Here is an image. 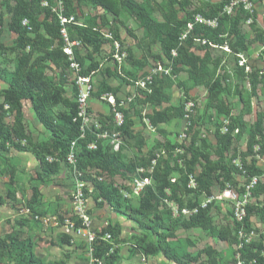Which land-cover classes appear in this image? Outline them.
Segmentation results:
<instances>
[{
  "label": "trees",
  "instance_id": "trees-1",
  "mask_svg": "<svg viewBox=\"0 0 264 264\" xmlns=\"http://www.w3.org/2000/svg\"><path fill=\"white\" fill-rule=\"evenodd\" d=\"M41 1L4 0L2 2L9 16L7 29L15 36L13 46L9 48V51L17 54V63L9 78H7L5 71L0 70V81H5L8 85V88L2 92V104H0V112H3L0 116V151L7 152L9 149H13L17 152H24L27 146L32 147L33 154L39 162L42 174L45 177H51L57 175L62 169L67 172L68 168L65 163L67 154L70 151L71 144L78 141V169L83 172L84 179L92 181L95 189L94 201L97 203L98 199H102L103 202L97 203L99 206L104 207L107 204L114 214L125 216L122 209L126 206V203H124L126 200L120 195V191L114 188L112 182L105 181L99 183L93 181L90 178V174L103 175L105 178L108 176L113 181L117 175H121L123 178L130 180L136 176L138 168L149 166L151 159L149 160L147 156H150V152L153 150L146 156H140V154L135 156L126 164L122 157L123 146L119 152L115 153L109 145L100 143L97 150L90 151L87 146L93 141L91 133H87L86 139L79 140L81 132L76 102V86L74 85L72 89L74 98L69 99L66 97L67 92L65 88L67 87V80L64 79V76L60 74L59 84L54 85V81L47 78L44 73L46 64L52 65L60 73H66L70 63L62 51L63 43L60 39L59 22L48 9L41 8ZM87 1L92 7L100 8L108 15H111L113 21H116L122 12L130 18H134L145 31L146 38L139 44L143 55L142 59L145 61L148 57L154 58L151 48L158 44L161 56L152 61L151 64L158 61V63L165 66L170 62L172 74L174 75L180 73L182 71L180 67H183L192 85L203 87L207 92V104L202 115H199L197 105L194 103L195 107L193 109L194 113L191 116L192 128L189 133V140L184 143H171L168 140L159 143L160 150H165L169 157L161 159L158 162L152 176L153 186L147 188L142 194L139 199V207L132 210L133 216L130 215V219L144 225L143 221L147 220L151 215L157 220L160 219V214L163 213L172 217L171 211H169L164 200L168 197V200L173 201L171 196L177 199V192L187 195L199 193L206 195V197H211V189L215 181L217 182L219 178H222L228 182L233 180L235 174L239 173L236 166L230 162L225 163L224 160L225 155L234 146V142L246 131L248 133V143L246 153L243 155L242 164L247 169L249 180L254 177H260L262 175L260 169L254 164L247 165L244 158L254 156L257 159V156H264V113L258 111L256 113V121L250 127H247L244 118L252 112L251 99L256 96L257 87L261 80L264 79V75L253 73L246 76L244 68L237 67V63L235 67L237 71H234L235 75H232L226 67H219L220 62L211 64L208 45L204 47L205 54L203 57L197 56L192 52L194 45L193 35L217 46H222L231 39L234 40V43L230 45L234 55L246 52L248 46L242 30L247 19L246 14L238 12L233 16L221 15L222 9L229 0H219L220 2L211 6L210 9L206 7V9L194 10L191 14H186L188 6H190L189 0H162V3H157L155 0ZM66 7V15L75 16V11L71 8V0L67 1ZM178 12H184L186 17L178 19ZM158 14L161 15L162 19L157 18ZM194 14H200L207 19L218 18V28L210 29L203 26H195L192 36L188 37L181 44L179 38L186 30L187 24L192 20ZM23 20H28L29 27L31 28L30 31L28 28L22 26ZM4 22L5 18L0 14V39L3 36ZM251 27L253 28V33L257 35L259 42L264 45V32H260L261 30L257 29L256 23ZM68 36L70 41H77L82 46L87 45L91 40H95L91 42L93 46L95 44L94 51H97L96 48L101 44L103 37L99 32H93L82 26H69ZM113 36L115 40L119 41V37L115 32ZM130 36L135 38L132 33H130ZM173 50L177 51L176 58L172 57L171 53ZM0 51H6L5 46L1 43ZM262 54L264 55V49ZM74 55L76 61L82 66L83 59L80 57L77 47L74 48ZM129 58L130 53L128 52V58L125 61L129 60ZM115 62L118 66L122 64H119L117 61ZM218 69L222 70V73L219 75L217 74ZM93 72L91 68L87 70L83 69L81 75L90 76L92 79ZM231 80L235 81V93L243 105V112L238 117H230V108L226 106L223 100L224 96L231 92L230 86H228L229 83H232ZM247 81H249L251 91L250 94L245 95L242 88L238 87V85ZM135 82L131 83L134 85ZM166 84H173L170 77L163 75L156 77L152 85V94H143L138 98H143V101L146 103L160 105L162 100L165 99H162V86ZM111 91L108 90V92ZM192 100L185 92L182 95V104L178 108H167L164 112H154L152 116H149L150 124L156 127L163 123H169L173 119H183L184 104ZM25 101L30 102L33 114L39 124L51 135L49 144L35 145L32 143L23 123V103ZM57 108L63 110L58 113L53 112ZM212 110H214V114H212ZM4 113L13 116L12 124L8 125L5 123ZM221 117L225 118H223L224 121L218 122L216 129L213 126L214 132L209 134V125H211L210 127L213 125L212 120L217 122L222 119ZM112 119V115H110L108 121H99L103 126L111 127ZM225 123L228 124L227 133L222 134L221 130ZM131 125V121L125 117V123L121 129L125 143L129 139L135 138L130 131ZM209 137H214V145L209 141ZM143 145L144 141L142 138L136 139L135 147L138 153L141 152ZM178 148L185 150L184 156L179 157L184 160V168H178L177 161L179 159L173 158L172 153ZM256 148H258V151H256ZM213 153L217 157L216 161L212 160ZM188 156L190 157L189 160H187ZM47 157L54 158L58 162L50 164L46 160ZM201 162L203 163L201 172L196 175L195 170ZM177 168L185 172L184 184L182 189H178V191L175 185H180L181 183L177 180L175 183H172L173 179L171 178L172 172ZM4 173L5 171H3L0 165V176L4 175ZM189 176H193L195 179V189H188L187 187ZM263 189V184L259 183L253 194L259 195L263 192ZM177 201L179 202L178 206L182 209L183 206L180 200ZM4 204L5 199L0 196V206ZM29 204L25 205L24 208H28L34 215L42 217V214L34 210L32 202H29ZM194 208L198 212L182 222L183 229H201L211 232L222 242L229 240L227 233L222 231L216 232L213 227L209 216L211 205L208 204L205 208H202L198 203L189 204V209ZM245 211L246 216L242 224L236 223L237 232L241 229L250 231V218L256 210L254 207L249 206L246 207ZM21 219L24 223L32 221L34 224L41 226L39 222L33 219L29 220L23 217ZM61 222L63 221L61 220ZM76 224L79 225L78 222ZM144 227L150 228V226H147V223ZM105 233H110L113 242L118 245L123 228L120 224H110L108 228L102 229L98 235L101 236ZM63 237L67 245L73 244L72 237L64 234ZM89 248L90 250L92 249L91 258L94 261L93 264H98L95 261L102 262V264L120 263L119 249L107 257L111 249L109 243L98 240L89 245ZM133 249L134 252H139L137 245ZM162 253L165 259L174 264H205L198 257L185 256L186 258H181L171 252L169 248H164ZM240 255L249 264H264V247L261 243L246 244L242 242ZM3 258H6L9 262L14 260L17 264H44L34 254L32 243L30 241L20 242L16 236H9L5 239L0 238V262Z\"/></svg>",
  "mask_w": 264,
  "mask_h": 264
},
{
  "label": "rangeland",
  "instance_id": "rangeland-1",
  "mask_svg": "<svg viewBox=\"0 0 264 264\" xmlns=\"http://www.w3.org/2000/svg\"><path fill=\"white\" fill-rule=\"evenodd\" d=\"M3 1L4 0H0V14L4 16L5 22L0 43L5 46L6 51H0V70L5 71L7 78H9L10 74L15 69L17 54L9 51V48L13 46L15 36L7 29L9 16L5 11L2 3ZM75 1L76 0H71V8L74 11L75 3L73 2ZM79 1L81 4L84 3L82 0ZM155 1L157 3H162V0ZM189 1L190 6H188L186 14H191L194 10L204 9L210 4L211 0ZM180 16L181 19L186 17L184 12H181ZM157 18L162 19L160 14H158ZM129 24L132 28L136 29L137 26L135 24ZM224 54L225 53L220 51L217 53V58L220 59V62H224L225 65L222 66L226 67L228 58L226 59ZM156 63H158V61L153 62L152 65ZM44 73L47 78L54 81V85L59 84L60 74L64 76V79L67 80L66 97L69 99L74 98L72 90L75 85L73 74L70 73L68 69L66 73H60V71L55 70L52 65L46 64ZM221 73L222 70L218 69L217 74L219 75ZM231 82L232 83H229L228 86H230L231 92L235 96V82L233 80H231ZM245 86L246 83L238 85V87L242 88L245 95H248L249 91ZM7 88V83L5 81H0V104H2V92ZM261 93V101L255 100V107L257 106L259 108H256L257 111L264 113V90ZM233 100L235 101L234 97ZM61 110L63 109L57 108L54 109L53 112L58 113ZM2 113L0 112V116ZM4 117L6 124H12V115L4 113ZM223 121L224 119H220L217 122L212 121V126L216 129L217 123ZM255 121L256 115H251L246 122L247 127L252 126ZM23 123L33 144H49L51 135L39 124L33 114L29 101L23 103ZM175 125V131L179 136L184 126L183 119H179ZM149 136L150 137L147 138L149 141L147 146L150 149L153 146V140H161L155 133ZM149 143H152V145ZM247 143L248 133L246 131L234 142V146L225 155L224 160L225 163L230 162L232 165L236 166L239 173L235 174L231 181L226 182L222 178H219L217 182L215 181L211 189V197H206V195L199 193L187 195L177 192V199H174L169 192L175 204L179 205L177 200H180L181 205L186 209H189V204L193 203H198L201 206L211 205L209 216L213 227L216 232L222 231L228 234L229 240L227 242H222L209 231L201 229H183L182 222L188 219L187 216H181L177 219L163 213L160 214L159 220L151 215L147 220L143 221L144 225L136 223L131 220L129 216H133L132 210L139 207V199L141 196H132V199L124 202L126 206L122 211L125 216L116 215L114 213L111 214L112 211L108 205L102 207L93 200L89 204V214L92 218V225L94 226L95 232L99 233L106 222H112V225L120 224L123 228V233L117 246H119L118 249L126 262L140 263L141 258L145 255L144 257L146 258L147 264H174L165 259L162 253L164 248H169L171 252L181 258H186L185 256L193 258L198 257L200 261L205 264H249L244 261L240 255L241 243L243 241H245L246 244L261 243L264 247V189L263 192L257 196L253 194V191H255L259 183L264 186V163L257 162L258 160L255 159L254 156L244 158L247 165L254 164L262 172L260 177H254L257 180L256 185L253 188H249L254 178L251 180L248 179L247 169L242 164ZM26 148L24 152H17L13 149H9L7 152L0 151V165L3 171H5L4 175L0 176V196L5 199V204L0 206V238L5 239L9 236H16L20 242L30 241L33 245L34 254L41 259L44 264L62 262L65 264H93L94 261L91 258L89 245L83 237L78 236L73 239V244L67 245L60 226H40L39 224H34L32 221L24 223L21 219L20 211L25 205L32 202L34 210L42 214L43 218L55 217L59 223H62L61 220L64 221L65 219L75 221L70 209V196L73 190L74 178L63 169L55 176L45 177L41 172L38 160L33 154V148L28 146ZM152 148L153 151L150 152L151 155L147 156L149 160L160 150L159 144H156V147L153 146ZM122 149V157L126 164L135 156H138V152H136L134 146L131 147L128 142H124ZM256 150H258V148H256ZM145 153L147 152L144 151L143 154ZM189 156L187 160L190 159ZM261 158L264 160V156H261ZM212 160H217L215 153L212 154ZM202 166V162L197 166L195 170L196 175L201 172ZM178 168H184V165L182 167L178 165ZM178 168L171 174L173 180H177L181 183L180 185H175L177 191L178 189H182L185 178V172L180 171ZM115 178L116 179L113 181V179L107 176L106 182L109 181L112 182L113 186L116 185L124 188L125 184H128V182L132 180L123 178L121 175H117ZM125 190L129 193L132 191L129 187H125ZM226 192H229V197L223 196ZM211 198L214 199L212 200ZM210 199L212 201L208 203ZM169 202L172 201L169 200ZM239 205H244L245 209L251 206L256 210L250 218V231L241 229L243 237L238 235L236 229V223L238 222L235 219V210ZM111 216H113V220L110 218ZM146 223L147 226H150L149 229L144 227ZM136 245L139 248V252H134L132 246ZM0 264L17 263L14 260L9 262V260L3 258Z\"/></svg>",
  "mask_w": 264,
  "mask_h": 264
},
{
  "label": "built area",
  "instance_id": "built-area-1",
  "mask_svg": "<svg viewBox=\"0 0 264 264\" xmlns=\"http://www.w3.org/2000/svg\"><path fill=\"white\" fill-rule=\"evenodd\" d=\"M68 0H42L40 5L43 9H48L52 15H54L60 25V39L63 43L62 51L64 56L67 58V61L70 63L68 67V71L73 74V81L77 88L76 94V102L78 107V120L80 121V132L81 136L79 140L86 139V135L88 132L91 133L93 136V141L88 144L87 148L90 151L97 150L100 143H104L110 146L113 152H119L121 147L124 145V135L122 133V127L125 123V116L123 110L133 102L139 96L146 94H152V85L156 77L160 76H168L172 77V65L171 63H167V65H162L160 63L155 64L149 73L144 75L143 77L139 78L135 83V94L132 98H128L124 101H117L113 96L106 95L102 98L104 102H106L110 108V112L112 115V124L111 127L103 126V124L88 110V102L92 98L94 93V87L92 83V79L90 76H82V67L76 61L74 50L73 48L78 46V42H72L68 36V27L69 26H79V23L74 15L67 16L66 15V5ZM238 12H243L246 14L247 19L245 21L244 27L250 28L256 22V15H255V7L253 0H229L228 3L222 9L221 15L226 16H233ZM219 20L218 18L207 19L204 18L200 14H194L192 16V20L188 22L186 30L183 32L181 37L179 38V42L182 44L184 41L188 39V37L192 36V32L194 31L195 26H203L210 29L218 28ZM22 26L28 28L30 31L31 28L29 27L28 20H23ZM105 38L111 41L112 46L114 48L113 59L117 61L119 64L123 63L128 58L127 48L123 46L119 41L115 40L112 34L105 35ZM194 42L201 43L202 45H208L210 48L213 49H221L226 53H230L228 45L225 43L224 46L219 47L217 45L207 43L205 40H201L197 38V36L193 35ZM172 57H177V51H172ZM245 61L240 58L239 66L243 67ZM246 71H249L248 68H245ZM194 102L187 101L184 104V117H183V130L179 135V141L181 143L187 142L190 138L189 133L192 128L191 125V116L194 113ZM227 123L224 124L221 133H227ZM237 133V131H236ZM77 144L78 141H75L71 144L70 151L66 157V166L67 172L74 178V185L73 190L71 192L70 200V209L75 218V221H70L65 219L62 223H59L55 217H39L34 215L28 208H23L20 211L21 217L25 219H33L36 222H39L42 226L48 225H55L60 226L62 233L64 235L70 236L73 239L81 236L84 240L88 243V245H92L95 241H103L109 243L111 245V249L109 255H112L115 250L119 248L114 242L112 235L110 233H105L103 235H98L95 232L94 226L92 225V218L89 214L90 203L94 200L95 189L92 184V181L84 179V174L78 169V162H77ZM258 151V150H256ZM174 159H179L177 164L182 167L184 160L180 159V156H184L185 150L182 148L176 149L173 153ZM168 154L165 150H160L158 153L154 155L151 159L149 166L146 168H138L136 170V176L132 178L131 182L125 184L123 187L114 186L117 190L120 191V195L123 197L124 200L132 199V196L140 197L146 191L147 188L153 186V174L154 169L157 167L158 162L161 159L168 158ZM258 162H262V158L260 156L256 157ZM46 160L52 164L54 162H58V160L47 157ZM90 178L93 181H97L99 183H103L106 181L105 176L97 175V174H90ZM116 179V178H115ZM172 183H175V180H172ZM257 183V180L254 178L250 184L249 188H253ZM195 179L193 176H189V186L188 188H195ZM125 187H129L131 193L125 190ZM248 188V190H249ZM224 197H229V192L224 193ZM168 198V197H167ZM164 200V203L167 204L169 211H171V215L173 218H180L183 217H190L198 212L196 208L194 209H186L180 207L175 204V202H169L168 199ZM212 200L214 198H211ZM208 200L210 203L212 200ZM103 202L102 199H98L97 203ZM107 205V204H105ZM109 207V206H108ZM205 208L206 205L201 206ZM110 208V207H109ZM111 209V208H110ZM112 211V210H111ZM114 212L112 211L111 214ZM246 216L245 206L239 205L235 210V219L238 223H242L243 219ZM79 223L77 225L76 223ZM112 225L110 222H106L103 226V229L108 228L109 225ZM101 232V231H100ZM240 237H243V232L240 230L238 232ZM245 242V241H243ZM242 246V243H241ZM133 248L135 246H132ZM92 249L90 250V254ZM143 256V255H142ZM120 263L119 264H147L146 258L143 256L140 260V263H131L126 262L122 253L119 254ZM98 264H102V262L95 261Z\"/></svg>",
  "mask_w": 264,
  "mask_h": 264
},
{
  "label": "crops",
  "instance_id": "crops-1",
  "mask_svg": "<svg viewBox=\"0 0 264 264\" xmlns=\"http://www.w3.org/2000/svg\"><path fill=\"white\" fill-rule=\"evenodd\" d=\"M253 1L256 15V27L257 29H260L264 32V0ZM82 2L84 3L81 4L79 0L73 2L75 3V16L77 18L79 26L92 30L93 32H99L100 35L104 37H102L101 39V44L97 46V51H94L95 44L93 46V44L91 43L95 40L89 41V43H87V45L85 46H82V44L78 42L79 45L76 46L79 49L80 57L83 59L82 66L80 65L81 67H83L82 69L87 70L91 68L94 71L92 75L94 94L88 102V110L98 120L108 121L111 115L110 108L108 104L102 100V98L106 95L113 96L117 101H124L128 98H132L136 91L134 85L131 82H135L137 79L149 73L151 68L154 66L151 64V62L161 56V51L158 44L153 46L151 48V51L152 56L154 55V58L148 57L144 61L142 59L143 55L139 44L140 42L144 41V38H146L145 31L139 26L134 18H129L125 13L122 12L120 17L116 21H113L112 16L105 13L102 9L92 7L87 0H82ZM219 2V0H211L210 4L207 7L210 9L211 6H214ZM204 9H206V7ZM180 15L181 12H178V19H181ZM129 23L135 24L137 26L136 29L132 28ZM242 30L247 41V51L240 52L238 55H234L230 47V45L234 43V40L230 39L229 42H226L229 47L230 53H226L221 49H213L209 47L208 53L210 56L211 64H217L218 62H220V59L217 58V53L221 51L225 53V58H228V60L226 61V69H228L230 74L235 75L234 71H237V68H235L237 63V67L244 68L246 76H249L253 73L264 75V55L262 54L264 45L259 42L257 35L253 33L254 31L252 27L246 28L243 26ZM114 32L118 35L119 42L123 46H125L130 53L129 60L124 61L120 66H118L112 59L114 48L111 41L105 38V35H113ZM130 33H132L135 38L131 37ZM205 46L206 45H202L201 43L194 42L192 52H194V54H196L197 56L203 57L205 54ZM234 58L236 59V61ZM240 58L245 61L243 67L239 66ZM222 65H225V63L221 61L219 67H221ZM180 68H182V71L180 73H178L177 75L172 74V77H170V79L173 81V84H166L167 86H162V99H165L162 100V103H160V105L146 103L143 101V98H136V100H133V102L129 104L123 111L125 114L124 116L128 118L132 123L130 131L132 135L135 136L134 139L127 140L129 145H131V147L134 146L136 152H138L137 148L135 147L136 139L142 138L144 141L141 152L138 153V155L140 154V156L148 155V153L153 150L152 147H156V144H159L162 141L164 142L165 140H168L171 143L180 142L178 133H176L175 131V124L179 119H173L169 123H163L156 127H153L149 122V116H152L154 112H164L167 110V108H178L180 104H182V95H184L186 92V94L191 99H193L192 101L194 103L196 102L195 104L197 105L199 115H202L204 113V108L207 104L206 90L203 87L192 85L185 73V68ZM245 68H248L249 71H246ZM245 83V88L249 91L248 94H250L251 88L249 81ZM257 88L258 91L256 93V96L251 99L253 114L251 113L245 116V122L248 121L251 115H256V113L258 112L257 109L259 108L257 106L255 107V100L261 101V92H263L264 90V79L261 80ZM65 90L67 91L66 88ZM108 90L112 91L108 92ZM233 97L235 98V101L233 100ZM223 100L226 106H229L230 108V117H236L242 113L241 111L243 109V105L240 103L237 95L234 96L232 92H230L229 94H226L224 96ZM212 114H214V110H212ZM221 118L223 119L224 117ZM210 126L211 125H209V134H212V132H214V128L213 126ZM154 133L157 134V137L161 141L153 140V146L149 149L147 146L149 142L147 138L150 137L149 135L152 136V134ZM209 141H211L213 145L215 144L214 137H209ZM152 143L149 144L152 145ZM144 151L147 153L143 154ZM261 163H264V160ZM110 218L113 220V216H111Z\"/></svg>",
  "mask_w": 264,
  "mask_h": 264
}]
</instances>
